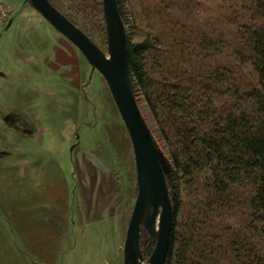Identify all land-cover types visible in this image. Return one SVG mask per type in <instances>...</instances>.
Wrapping results in <instances>:
<instances>
[{
	"label": "rangeland",
	"instance_id": "obj_1",
	"mask_svg": "<svg viewBox=\"0 0 264 264\" xmlns=\"http://www.w3.org/2000/svg\"><path fill=\"white\" fill-rule=\"evenodd\" d=\"M6 1L10 15L0 33V264H124L138 184L132 140L111 90L80 49L27 0ZM49 1L108 54L103 0ZM120 1L128 41L153 37L155 28L171 22L162 19L166 16L140 13V0L135 7L128 0ZM149 1L142 3L146 6ZM180 3L198 17L199 28L212 27L216 35L238 28L248 15L244 9L249 4L244 0ZM177 15L183 17L173 12L167 18ZM228 57L227 52L213 62L230 63ZM239 74L256 82L247 68ZM134 94L157 147L171 158L143 91L138 87ZM22 123L34 125L35 133L18 132ZM195 188L187 180L180 182L183 206L178 235L180 231L189 234L191 215L201 209L192 203L209 193ZM210 215L219 223L217 217L230 222L226 225L238 233L241 229L249 244L259 243L249 229L244 202L234 210L214 209ZM144 232L154 245L143 249L141 244L146 262L156 241L142 229L140 242ZM220 233L225 240L227 233Z\"/></svg>",
	"mask_w": 264,
	"mask_h": 264
},
{
	"label": "trees",
	"instance_id": "obj_2",
	"mask_svg": "<svg viewBox=\"0 0 264 264\" xmlns=\"http://www.w3.org/2000/svg\"><path fill=\"white\" fill-rule=\"evenodd\" d=\"M133 1L127 3L135 7ZM140 1V13L171 20L155 28L153 37L129 40L127 53L132 89L143 91L170 147L171 158L159 149L175 217L167 264H264V0H244V21L218 35L212 27L199 28L198 17L180 0H150L146 6ZM122 4L118 0L121 14ZM173 12L183 17L167 18ZM227 52L230 63L213 62ZM243 68L255 83L240 76ZM182 179L209 192L192 203L201 209L191 215L188 235L177 230ZM243 202L257 246L241 229L210 215ZM220 231L227 233L225 240ZM152 242L144 232L143 249Z\"/></svg>",
	"mask_w": 264,
	"mask_h": 264
},
{
	"label": "water",
	"instance_id": "obj_3",
	"mask_svg": "<svg viewBox=\"0 0 264 264\" xmlns=\"http://www.w3.org/2000/svg\"><path fill=\"white\" fill-rule=\"evenodd\" d=\"M27 2L52 27L76 45L92 67L103 75L131 137L136 160L138 197L127 229L124 264H167L175 220L174 206L162 168L159 147L136 101L129 78L128 31L122 19L118 0H103L109 32L108 54L104 53L67 16L57 10L49 0H27ZM142 229L147 230L156 241L152 255L146 262L141 254Z\"/></svg>",
	"mask_w": 264,
	"mask_h": 264
},
{
	"label": "built area",
	"instance_id": "obj_4",
	"mask_svg": "<svg viewBox=\"0 0 264 264\" xmlns=\"http://www.w3.org/2000/svg\"><path fill=\"white\" fill-rule=\"evenodd\" d=\"M10 12L6 0H0V33L6 27Z\"/></svg>",
	"mask_w": 264,
	"mask_h": 264
},
{
	"label": "flooded vegetation",
	"instance_id": "obj_5",
	"mask_svg": "<svg viewBox=\"0 0 264 264\" xmlns=\"http://www.w3.org/2000/svg\"><path fill=\"white\" fill-rule=\"evenodd\" d=\"M66 16V15H65ZM96 70V69H95ZM20 128H18V132H24V134L27 133L28 136L35 133V130L32 129L34 125H29L28 123H22V125H19ZM34 128V127H33ZM39 164V163H38Z\"/></svg>",
	"mask_w": 264,
	"mask_h": 264
}]
</instances>
